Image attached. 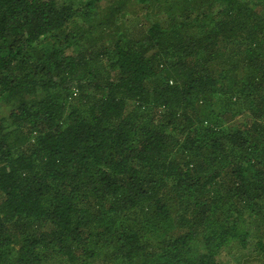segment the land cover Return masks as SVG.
Instances as JSON below:
<instances>
[{
    "label": "trees",
    "instance_id": "trees-1",
    "mask_svg": "<svg viewBox=\"0 0 264 264\" xmlns=\"http://www.w3.org/2000/svg\"><path fill=\"white\" fill-rule=\"evenodd\" d=\"M5 107L0 264H264V0H0Z\"/></svg>",
    "mask_w": 264,
    "mask_h": 264
},
{
    "label": "rangeland",
    "instance_id": "rangeland-1",
    "mask_svg": "<svg viewBox=\"0 0 264 264\" xmlns=\"http://www.w3.org/2000/svg\"><path fill=\"white\" fill-rule=\"evenodd\" d=\"M5 109L7 110V107L1 109V110H0V113H1V112H3V114L7 113ZM235 257H238V254H236Z\"/></svg>",
    "mask_w": 264,
    "mask_h": 264
}]
</instances>
